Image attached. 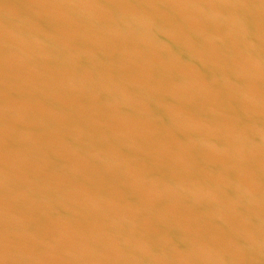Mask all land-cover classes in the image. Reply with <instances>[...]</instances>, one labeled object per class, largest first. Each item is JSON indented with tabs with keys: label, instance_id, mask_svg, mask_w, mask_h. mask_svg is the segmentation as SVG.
<instances>
[{
	"label": "water",
	"instance_id": "water-1",
	"mask_svg": "<svg viewBox=\"0 0 264 264\" xmlns=\"http://www.w3.org/2000/svg\"><path fill=\"white\" fill-rule=\"evenodd\" d=\"M0 264H264V0H0Z\"/></svg>",
	"mask_w": 264,
	"mask_h": 264
}]
</instances>
